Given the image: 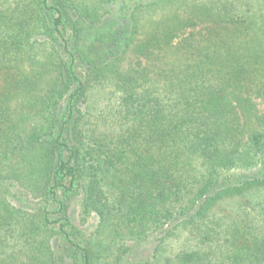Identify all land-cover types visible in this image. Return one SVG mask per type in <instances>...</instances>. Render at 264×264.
I'll return each mask as SVG.
<instances>
[{"label": "trees", "instance_id": "16d2710c", "mask_svg": "<svg viewBox=\"0 0 264 264\" xmlns=\"http://www.w3.org/2000/svg\"><path fill=\"white\" fill-rule=\"evenodd\" d=\"M97 1L0 3V264H264V0Z\"/></svg>", "mask_w": 264, "mask_h": 264}, {"label": "rangeland", "instance_id": "374dc122", "mask_svg": "<svg viewBox=\"0 0 264 264\" xmlns=\"http://www.w3.org/2000/svg\"><path fill=\"white\" fill-rule=\"evenodd\" d=\"M77 1V3L78 4H80V5H86V6H88L89 8H93L95 5H97L98 4V1L97 0H76ZM0 3H6V0H0ZM1 5V4H0ZM144 17V16H143ZM144 19V21L146 22V23H148V19H152V17H150V16H147V17H144L143 18ZM110 23H115V22H111V21H109ZM99 32H101V30L100 29H98L97 30V32L96 33H89L88 35H90L92 38H96V36H97V34L99 33ZM88 35H86L85 34V36H88ZM264 106V104H261L260 103V107L262 108ZM75 207H78L77 205H74V208ZM93 215V214H92ZM78 222H80V224L82 223V218H81V215H80V213H78L77 214V217L75 218ZM93 222L95 223V226L97 225V223H98V221H97V219H96V216H90L89 217V220L87 221V222H85V225H83V228H86L87 230H90L91 229V226H90V224L92 223V228H93ZM176 245H177V243H175L174 244V246L172 247V248H174V247H176ZM167 250H165V253L164 254H166V255H170L172 252H174L173 251V249H170L169 251H167ZM136 253H139V254H141V252L140 251H136ZM145 252H144V250H143V254H144ZM130 259H129V263L128 264H130Z\"/></svg>", "mask_w": 264, "mask_h": 264}]
</instances>
